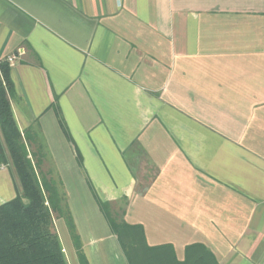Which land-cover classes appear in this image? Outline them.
Returning <instances> with one entry per match:
<instances>
[{
  "label": "crops",
  "instance_id": "crops-1",
  "mask_svg": "<svg viewBox=\"0 0 264 264\" xmlns=\"http://www.w3.org/2000/svg\"><path fill=\"white\" fill-rule=\"evenodd\" d=\"M18 130L61 182L88 264H127L99 210L149 247L264 264V0H0ZM19 184L0 165V205ZM67 264H79L55 220Z\"/></svg>",
  "mask_w": 264,
  "mask_h": 264
},
{
  "label": "trees",
  "instance_id": "trees-1",
  "mask_svg": "<svg viewBox=\"0 0 264 264\" xmlns=\"http://www.w3.org/2000/svg\"><path fill=\"white\" fill-rule=\"evenodd\" d=\"M13 95L10 65L3 61L0 63V165L10 163L19 189L14 199L0 205V264H67L53 228L55 220L64 221L78 263L88 264L65 204L61 182L49 167L47 172L41 171L46 158L36 134L31 130L21 133L17 128L10 105ZM95 199L127 264H217L202 245L186 247L183 261L176 259L171 246H147L142 228L123 220L125 201L112 204Z\"/></svg>",
  "mask_w": 264,
  "mask_h": 264
},
{
  "label": "rangeland",
  "instance_id": "rangeland-1",
  "mask_svg": "<svg viewBox=\"0 0 264 264\" xmlns=\"http://www.w3.org/2000/svg\"><path fill=\"white\" fill-rule=\"evenodd\" d=\"M33 150H34V148H33ZM29 158H30V155H29ZM47 170H48V164L46 163V162H44V164H43V167H42V169H41V171L43 172V173H45V172H47ZM118 208H116V210H117ZM121 219V215H120V213L118 212V220H120ZM53 228H54V231H55V233L57 234V235H60L61 237L64 235V233H63V231L59 228V226L57 225V223H53ZM73 264V263H72Z\"/></svg>",
  "mask_w": 264,
  "mask_h": 264
},
{
  "label": "built area",
  "instance_id": "built-area-1",
  "mask_svg": "<svg viewBox=\"0 0 264 264\" xmlns=\"http://www.w3.org/2000/svg\"><path fill=\"white\" fill-rule=\"evenodd\" d=\"M15 60H16V56H10L6 58L4 61L8 63L9 65H12Z\"/></svg>",
  "mask_w": 264,
  "mask_h": 264
}]
</instances>
